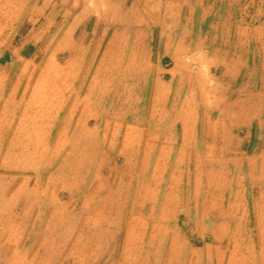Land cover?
Returning <instances> with one entry per match:
<instances>
[{
    "label": "rangeland",
    "instance_id": "rangeland-1",
    "mask_svg": "<svg viewBox=\"0 0 264 264\" xmlns=\"http://www.w3.org/2000/svg\"><path fill=\"white\" fill-rule=\"evenodd\" d=\"M30 1L0 0V264H264V0L71 34Z\"/></svg>",
    "mask_w": 264,
    "mask_h": 264
},
{
    "label": "crops",
    "instance_id": "crops-1",
    "mask_svg": "<svg viewBox=\"0 0 264 264\" xmlns=\"http://www.w3.org/2000/svg\"><path fill=\"white\" fill-rule=\"evenodd\" d=\"M113 1L117 0H31L30 10L27 19L63 21L68 22V27L63 29V33L71 34V29L79 28L87 21L113 20ZM76 25H72L73 23ZM227 53L245 52V44L228 45L222 47ZM233 67L242 68L243 55L228 57ZM229 83V82H228Z\"/></svg>",
    "mask_w": 264,
    "mask_h": 264
},
{
    "label": "bare ground",
    "instance_id": "bare-ground-1",
    "mask_svg": "<svg viewBox=\"0 0 264 264\" xmlns=\"http://www.w3.org/2000/svg\"><path fill=\"white\" fill-rule=\"evenodd\" d=\"M111 71H112V67H110V68H107V67H105V68H103L101 71H100V73L101 74H108L109 73V75H110V73H111ZM95 76H96V74H95ZM63 80V79H62ZM98 82V81H97ZM237 105V104H236Z\"/></svg>",
    "mask_w": 264,
    "mask_h": 264
}]
</instances>
